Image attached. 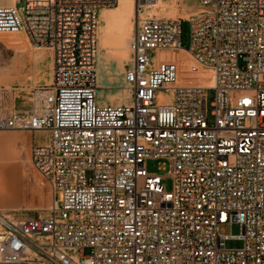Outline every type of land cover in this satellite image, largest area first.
Listing matches in <instances>:
<instances>
[{
	"label": "built area",
	"instance_id": "built-area-1",
	"mask_svg": "<svg viewBox=\"0 0 264 264\" xmlns=\"http://www.w3.org/2000/svg\"><path fill=\"white\" fill-rule=\"evenodd\" d=\"M155 1L135 0L121 104L98 102L96 69L99 10L118 0L0 5V32H24L53 54L51 82L29 110L0 88V130L48 132L31 159L53 193L46 216L0 213V264H264V0L140 17ZM171 49L208 68L212 86L180 83L178 62L158 54Z\"/></svg>",
	"mask_w": 264,
	"mask_h": 264
},
{
	"label": "rangeland",
	"instance_id": "rangeland-1",
	"mask_svg": "<svg viewBox=\"0 0 264 264\" xmlns=\"http://www.w3.org/2000/svg\"><path fill=\"white\" fill-rule=\"evenodd\" d=\"M11 1L12 0H8L7 3ZM197 8L198 0H168V4L164 6V8L143 6L140 9V17L152 15L165 17V15L168 14L171 18L187 19L197 13ZM138 13L136 5L137 17L135 27L139 18ZM181 29V41L184 45H187L189 42V23L183 21ZM26 37L23 34H0V87L8 89V93L4 94L7 99L6 101L15 103L16 107L24 111L29 110L34 105L36 93L50 84L53 60L51 49L46 46L38 47L36 44L31 43L27 37L28 43ZM177 52L180 55H178L179 67L184 68L186 60L192 59V57L185 54L182 50ZM158 54L163 57L171 55V53L165 51L158 52ZM129 61V59L124 61L123 69L113 60L106 65L108 66V73L102 75L100 79L104 87L98 88L97 92L99 101L117 103L126 99L127 94H124L123 91V89H125L123 74ZM203 73L208 74L206 75V79H198L196 83L207 85L209 70L205 69ZM186 79L187 78L184 77L182 73L179 74V80L181 82L187 83ZM213 96V90H209L207 94V104L210 122L212 121L210 103L213 100ZM12 131L13 130H0V133H11ZM21 134L29 137V135L33 133L22 131ZM37 138L39 140L48 139L47 136L44 135H38ZM22 143V141L18 140L14 149L6 148L0 143V149L3 151V156H0V163L4 164V172L8 180L15 186L14 202L10 205L0 203V213L10 217L18 216L25 218L46 216L53 202V193L48 181L33 165L31 159V144L24 145ZM161 161L162 160H148V170L153 172L159 171L158 166ZM159 172L164 173L162 170ZM166 184L167 187L170 188L171 181L167 179ZM221 228L226 233L234 235H239L241 233V229L236 223H226ZM242 245L243 242L241 239L227 240V246L229 248H239Z\"/></svg>",
	"mask_w": 264,
	"mask_h": 264
},
{
	"label": "bare ground",
	"instance_id": "bare-ground-1",
	"mask_svg": "<svg viewBox=\"0 0 264 264\" xmlns=\"http://www.w3.org/2000/svg\"><path fill=\"white\" fill-rule=\"evenodd\" d=\"M15 0H12L10 4L6 5H13ZM168 4V0H156L153 4L150 5L154 8L163 7ZM171 5V4H170ZM168 5V6H170ZM172 7V6H171ZM198 8H199V0H198ZM197 8V9H198ZM168 9V8H167ZM154 11V10H153ZM198 11V10H197ZM169 12V11H168ZM164 13V11H163ZM169 15L166 14L165 17ZM136 3L135 0H118L117 5L114 7H101L99 10V35H98V66L96 65L98 78H97V87L103 88V83L101 82V76L108 73V66H106L111 60H113L121 69L124 67V61L131 59L130 49H129V42L133 36L136 24ZM139 17V16H138ZM168 18H171L169 16ZM23 34L25 37L26 35L24 32H0V34ZM27 39V37H26ZM28 41V39H27ZM29 43V41H28ZM41 47V45H37ZM167 53H171L170 56L165 57V59H171L178 62V52L179 50H164ZM183 51V50H182ZM161 52V51H159ZM185 54L189 55L188 52L184 51ZM180 56V55H179ZM179 64V63H178ZM180 68V67H179ZM205 69L202 64L197 62L194 58L189 59L185 62L184 68H180L179 74H183L186 77V82L196 83L198 79H206ZM52 70H53V60H52ZM51 70V75H52ZM209 70V69H208ZM111 77V76H110ZM208 84L205 86H212L213 84V76L212 72L209 70V76H207ZM180 83H183L179 80ZM51 82V76H50ZM186 83V84H187ZM106 87V86H105ZM3 88V94L8 93V89L5 87ZM97 88V89H98ZM107 88V87H106ZM124 94H127L126 99L123 101H119L117 103L114 102H101L98 100L100 104H121L129 101L130 92L125 87L123 89ZM98 92V90H97ZM122 96V94H121ZM124 98V97H123ZM8 104L12 105L13 102H8ZM24 130H13L11 133H0V143L9 149H14L18 140L22 141L24 145L28 144V136L21 134ZM38 133V135H42L44 130H37L34 132ZM47 132V131H46ZM34 134H32V140L34 139ZM35 140V139H34ZM48 139L46 142H48ZM36 141V140H35ZM44 142V143H46ZM3 151L0 149V156L2 155ZM4 164L0 163V203L2 204H12L14 202V193H15V186L12 184L4 172Z\"/></svg>",
	"mask_w": 264,
	"mask_h": 264
},
{
	"label": "crops",
	"instance_id": "crops-1",
	"mask_svg": "<svg viewBox=\"0 0 264 264\" xmlns=\"http://www.w3.org/2000/svg\"><path fill=\"white\" fill-rule=\"evenodd\" d=\"M8 2V0H0V5H6V4H10V3H7ZM187 61V60H186ZM42 135H44V136H47V138H48V136H49V134H48V132H46V131H44V133L42 134ZM37 136H38V133L36 132L35 134H34V139L37 141V142H41V143H44V142H46V140H39L38 138H37ZM31 140H32V135H29V137H28V140H27V143H28V145L29 144H31Z\"/></svg>",
	"mask_w": 264,
	"mask_h": 264
}]
</instances>
